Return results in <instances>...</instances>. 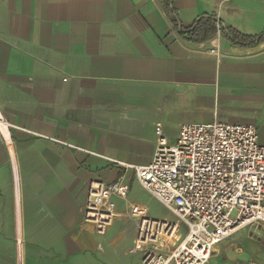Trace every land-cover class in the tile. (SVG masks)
Instances as JSON below:
<instances>
[{"label":"crops","instance_id":"0c3cea01","mask_svg":"<svg viewBox=\"0 0 264 264\" xmlns=\"http://www.w3.org/2000/svg\"><path fill=\"white\" fill-rule=\"evenodd\" d=\"M174 6L182 27L207 13L264 31V0ZM0 118V264H142L129 203L149 211L126 165L151 162L158 123L170 142L185 123L253 124L264 144V41H189L163 0H0ZM121 178L109 226L120 201L131 255L84 220L91 183Z\"/></svg>","mask_w":264,"mask_h":264},{"label":"built area","instance_id":"2783aa9c","mask_svg":"<svg viewBox=\"0 0 264 264\" xmlns=\"http://www.w3.org/2000/svg\"><path fill=\"white\" fill-rule=\"evenodd\" d=\"M156 134L151 162L126 168L134 170L142 187L187 232L171 247L178 222L150 217L142 206L129 203L131 218L139 221L142 264H206L218 244L244 228L251 238L253 229L264 244V144L258 128L218 120L191 122L170 142L158 123ZM128 191L122 178L110 184L92 182L85 223L104 233L115 215L111 197L126 199Z\"/></svg>","mask_w":264,"mask_h":264},{"label":"rangeland","instance_id":"374dc122","mask_svg":"<svg viewBox=\"0 0 264 264\" xmlns=\"http://www.w3.org/2000/svg\"><path fill=\"white\" fill-rule=\"evenodd\" d=\"M130 199L134 202L143 204L148 208L150 217L176 221L179 224V230L174 238L169 242L171 247L176 246L185 236L187 228L184 223L179 221L177 217L161 202H159L148 190L143 188L138 181L132 183ZM124 206L117 201V216L114 224L109 226L110 235L115 237L121 236L126 238V251L136 252L139 246L133 244L129 240V234L134 229V223L128 220L123 214ZM255 237L249 236V229L244 228L235 232L231 237L217 245L216 252L213 253L211 259L206 264H264V244L260 236L254 233ZM138 255H135L138 258Z\"/></svg>","mask_w":264,"mask_h":264},{"label":"trees","instance_id":"16d2710c","mask_svg":"<svg viewBox=\"0 0 264 264\" xmlns=\"http://www.w3.org/2000/svg\"><path fill=\"white\" fill-rule=\"evenodd\" d=\"M175 0H163L165 11L177 26L182 36L192 42H203L216 36L218 32L226 35L233 44L238 46H255L264 41V31L256 35H245L236 29L226 26L213 14H202L188 27L179 24Z\"/></svg>","mask_w":264,"mask_h":264},{"label":"bare ground","instance_id":"6f19581e","mask_svg":"<svg viewBox=\"0 0 264 264\" xmlns=\"http://www.w3.org/2000/svg\"><path fill=\"white\" fill-rule=\"evenodd\" d=\"M0 126H5V123L2 121L1 118H0Z\"/></svg>","mask_w":264,"mask_h":264}]
</instances>
